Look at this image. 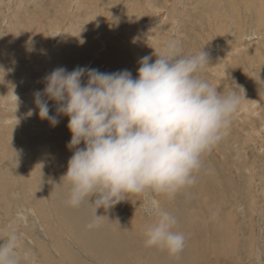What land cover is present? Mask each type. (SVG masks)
<instances>
[{"label": "rangeland", "instance_id": "1", "mask_svg": "<svg viewBox=\"0 0 264 264\" xmlns=\"http://www.w3.org/2000/svg\"><path fill=\"white\" fill-rule=\"evenodd\" d=\"M172 40L184 55L208 53L201 75L236 93L238 111L193 185L172 198L133 194L89 227L95 206L69 205L62 180L69 118L48 101L59 123L41 119L34 93L58 67L135 78ZM153 200L186 237L179 253L145 245ZM13 231L35 264H187L201 246L210 264H264V0H0V237Z\"/></svg>", "mask_w": 264, "mask_h": 264}, {"label": "clouds", "instance_id": "2", "mask_svg": "<svg viewBox=\"0 0 264 264\" xmlns=\"http://www.w3.org/2000/svg\"><path fill=\"white\" fill-rule=\"evenodd\" d=\"M154 55V62L152 55L140 59L135 78L127 69L58 67L44 78L43 91L34 93L41 119L55 126L57 115L69 118L67 147L74 151L62 180L69 205L87 200L95 206L89 227L98 223L99 208L108 210L133 194L172 198L193 185L202 157L226 134L241 104L236 93L223 95L203 78L210 64L205 50L184 55L172 40ZM48 101H55L57 115H50ZM152 204L155 220L146 226L145 245L179 253L186 237L174 230L176 217ZM0 241V264H35L14 231Z\"/></svg>", "mask_w": 264, "mask_h": 264}, {"label": "bare ground", "instance_id": "3", "mask_svg": "<svg viewBox=\"0 0 264 264\" xmlns=\"http://www.w3.org/2000/svg\"><path fill=\"white\" fill-rule=\"evenodd\" d=\"M171 212V211H170ZM187 225V224H186ZM188 227V226H187ZM67 228V227H66ZM199 228V227H198ZM189 229H190V227H189ZM203 229V228H202ZM205 229V228H204ZM203 229V230H204ZM188 230V229H187ZM199 230V229H198ZM69 231V230H68ZM72 231V230H71ZM200 231V230H199ZM71 233V232H70ZM74 233V232H73ZM71 235H73V234H71ZM130 235V234H129ZM72 237V236H71ZM190 239V238H189ZM199 240V239H198ZM205 242V241H204ZM193 243V242H192ZM195 243H197L196 242V240H195ZM199 243V242H198ZM203 243V242H202ZM194 244V243H193ZM204 244V243H203ZM196 245V244H195ZM205 245V244H204ZM202 247H204V246H201L200 248L199 247H196V248H193V247H191L190 248V258L188 259V261H186L187 262V264H210V263H208L207 261H206V259H205V249H208V248H202ZM218 250V249H217ZM216 250V251H217ZM212 251H214L213 249H212ZM187 252V251H186ZM165 253V252H164ZM183 253V252H182ZM214 254H217L216 252L214 253ZM217 255H219V254H217ZM180 256V255H179ZM211 256H213V254L211 255ZM216 256V255H215ZM214 257V256H213ZM218 257V256H217ZM172 259H173V257H172ZM213 259H215V263L216 264H218L217 262H218V259L217 258H213ZM186 260V259H185ZM211 261V260H210ZM166 264V263H165Z\"/></svg>", "mask_w": 264, "mask_h": 264}]
</instances>
